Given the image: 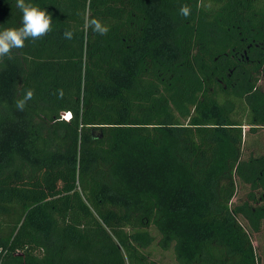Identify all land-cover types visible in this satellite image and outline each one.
Masks as SVG:
<instances>
[{
  "label": "trees",
  "instance_id": "obj_1",
  "mask_svg": "<svg viewBox=\"0 0 264 264\" xmlns=\"http://www.w3.org/2000/svg\"><path fill=\"white\" fill-rule=\"evenodd\" d=\"M30 2L52 31L0 61V264H155L150 229L178 264H260L264 0Z\"/></svg>",
  "mask_w": 264,
  "mask_h": 264
},
{
  "label": "clouds",
  "instance_id": "obj_2",
  "mask_svg": "<svg viewBox=\"0 0 264 264\" xmlns=\"http://www.w3.org/2000/svg\"><path fill=\"white\" fill-rule=\"evenodd\" d=\"M16 6L22 13V26L0 30V61L5 57L10 59L12 50L25 47L26 41L42 39L52 31V17L46 10L34 5L30 0H16ZM190 13L191 9L188 5L181 6L180 14L183 17L187 18ZM87 26L100 35H106L109 31L108 27L97 19L88 21ZM63 35L67 40L73 38V32L69 30H66ZM32 98L33 92L28 90L24 98L17 101L18 110L23 111L26 102Z\"/></svg>",
  "mask_w": 264,
  "mask_h": 264
},
{
  "label": "rangeland",
  "instance_id": "obj_3",
  "mask_svg": "<svg viewBox=\"0 0 264 264\" xmlns=\"http://www.w3.org/2000/svg\"><path fill=\"white\" fill-rule=\"evenodd\" d=\"M264 86V80L260 82ZM248 127H245V143L243 150V159H248L250 156H261L264 154V129H259L255 133H250ZM237 195L233 199L234 203L241 204L246 200L250 189L248 187L238 186ZM149 232L154 237L153 244L145 250L150 262L155 264H178L175 258L174 251L163 250L160 245V236L155 229H150ZM252 243L256 250L258 261L264 264V234H252Z\"/></svg>",
  "mask_w": 264,
  "mask_h": 264
}]
</instances>
